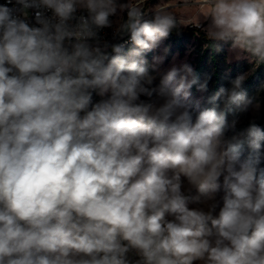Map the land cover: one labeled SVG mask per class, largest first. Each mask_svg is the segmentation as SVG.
<instances>
[{
	"label": "clouds",
	"instance_id": "1",
	"mask_svg": "<svg viewBox=\"0 0 264 264\" xmlns=\"http://www.w3.org/2000/svg\"><path fill=\"white\" fill-rule=\"evenodd\" d=\"M198 6L0 3V264H264V130L227 119L260 110L245 77L201 109L189 64L145 59L183 24L264 62V0Z\"/></svg>",
	"mask_w": 264,
	"mask_h": 264
},
{
	"label": "rangeland",
	"instance_id": "2",
	"mask_svg": "<svg viewBox=\"0 0 264 264\" xmlns=\"http://www.w3.org/2000/svg\"><path fill=\"white\" fill-rule=\"evenodd\" d=\"M185 3H190L192 7H184ZM202 3V0H145V8L151 11L154 10L156 6L160 7H172L177 19L181 23H189L188 20L193 18L195 20L198 13H206L208 11V7H199ZM188 26V25H187ZM187 26L181 25V27L186 28ZM206 33V32H205ZM198 33L195 36L191 37L189 40L185 42L186 50L183 54H180L177 46L169 39L166 38L162 40L159 46L145 54V59L148 61L149 64L153 63V58L156 56H163L164 61L160 65L161 71H168L171 67L176 66L180 67L181 65L187 63L189 64L195 72L197 63H198V53L197 45H198ZM205 47V44H202ZM167 50V51H165ZM217 66L215 65L214 56L209 52L205 55L203 63L209 67V71H207L204 75H207L201 83H203L206 79L208 81V91L201 92L199 91V85L193 86L191 89V102L195 104H199L200 108L205 107H213L217 106L222 108V104L217 103V105H210L206 103V98L213 95V86L215 84L214 75H220L221 78V87L229 88L231 87V82L237 78L238 76H244V82L246 79L253 75L257 70L259 71V78L253 88H246L243 92L249 96L254 98L257 102L260 103L261 107L259 112L257 113H246V114H238L235 109L232 112L228 113L227 119L229 123L231 120L236 116L239 115L240 123L237 125L238 129H242L248 126V123L251 120H255L257 123L260 119L264 117V62L259 63L256 62L254 58H252L247 53H242L237 56V53L231 49V45H225L224 50L221 48L218 49L217 52ZM240 63L244 68L234 70V64ZM218 71V74L215 73ZM242 85V86H243ZM262 130L264 128V120L258 124ZM245 151H247L245 149ZM193 196L196 195L195 192L192 194ZM190 206L191 203H190Z\"/></svg>",
	"mask_w": 264,
	"mask_h": 264
},
{
	"label": "trees",
	"instance_id": "3",
	"mask_svg": "<svg viewBox=\"0 0 264 264\" xmlns=\"http://www.w3.org/2000/svg\"><path fill=\"white\" fill-rule=\"evenodd\" d=\"M198 33V45H197V53H198V63L195 69V74L198 78V83L194 86L199 85L203 79L207 76L204 75L207 71H209V67L205 63H203L205 55L207 53H211L214 56L215 59V65L217 66V52L218 49L221 48V50H224L225 45H231V42H216L211 41L207 37V34L202 31L201 29L197 28H189V27H179L178 29H174L171 34L169 35V39L177 46L178 50L180 51V54H183L186 50L185 42L189 40L191 37L195 36V34ZM202 44H205L206 46L203 47ZM133 45L129 44L128 47L131 48ZM263 63V62H261ZM218 68V66L216 67ZM234 70L243 69L244 67L240 63L234 64ZM216 74H218V71H215ZM259 71L257 70L253 75H250L244 85L242 86V91L246 90V88H253L255 86L256 82L259 78ZM215 84L213 86V94H215L217 91H219V87L221 85V78L220 75H214ZM218 103V102H217ZM264 120V117L260 119L257 124L262 122ZM264 130V128H263Z\"/></svg>",
	"mask_w": 264,
	"mask_h": 264
},
{
	"label": "built area",
	"instance_id": "4",
	"mask_svg": "<svg viewBox=\"0 0 264 264\" xmlns=\"http://www.w3.org/2000/svg\"><path fill=\"white\" fill-rule=\"evenodd\" d=\"M3 2H4V0H0V3H3ZM146 11L149 12L148 9H146ZM125 17H126V13H125ZM150 17H151V14L149 13V15L146 18H150ZM187 27L194 28L192 25H188ZM106 31L108 32V35H109V38H110V36H111V30L109 29V30H106ZM125 38H127V37H125Z\"/></svg>",
	"mask_w": 264,
	"mask_h": 264
},
{
	"label": "crops",
	"instance_id": "5",
	"mask_svg": "<svg viewBox=\"0 0 264 264\" xmlns=\"http://www.w3.org/2000/svg\"><path fill=\"white\" fill-rule=\"evenodd\" d=\"M195 20L193 18H190L188 22H194Z\"/></svg>",
	"mask_w": 264,
	"mask_h": 264
}]
</instances>
